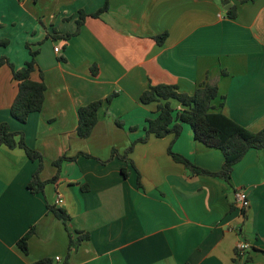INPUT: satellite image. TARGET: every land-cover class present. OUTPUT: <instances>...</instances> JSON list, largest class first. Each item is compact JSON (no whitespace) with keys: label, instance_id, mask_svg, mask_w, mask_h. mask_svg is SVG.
I'll return each instance as SVG.
<instances>
[{"label":"crops","instance_id":"1","mask_svg":"<svg viewBox=\"0 0 264 264\" xmlns=\"http://www.w3.org/2000/svg\"><path fill=\"white\" fill-rule=\"evenodd\" d=\"M105 1L0 0V41H9L0 58L22 68L30 44L39 52L32 78L42 73L47 87L41 112L19 123L10 114L18 84L0 67V124L42 155V181L56 178L31 191L39 163L0 146V264H236L240 241L250 250L238 264H264V150L248 152L226 182L191 175L168 154L172 146L203 169H222L223 154L196 141L189 125L177 140L139 141L157 116L155 104L140 102L150 84L189 94L216 84L229 118L264 128V0H109L77 36L60 38L77 30L81 10L95 13ZM232 5L236 19L227 14ZM164 33L161 44L155 37ZM112 94L92 135L79 138V108ZM61 157L68 159L58 168ZM240 188L251 203L245 215L235 199ZM48 206L70 215L68 229ZM31 228L24 254L18 242ZM69 233L90 237L70 252Z\"/></svg>","mask_w":264,"mask_h":264},{"label":"trees","instance_id":"2","mask_svg":"<svg viewBox=\"0 0 264 264\" xmlns=\"http://www.w3.org/2000/svg\"><path fill=\"white\" fill-rule=\"evenodd\" d=\"M253 1L239 0L242 4ZM228 4L229 1H224L225 6ZM108 9L109 0H106L104 6L95 13L87 14L81 10L77 20V30L72 34H67L60 38L67 41L77 36L87 18H99ZM227 14L230 19H236L238 16L237 7L232 5ZM166 37L167 34L164 33L155 37V39L162 44ZM53 38L57 40L59 36H53ZM8 44V40L0 41V45L2 46H8ZM27 48L30 51L32 59L22 68H16L7 56L0 58V67H9L13 79L18 84V94L10 108V114L13 119L22 124H25L32 114L41 112L47 90L42 73L40 81H35L32 78V74L38 68L36 57L39 52L33 51L30 48V44H27ZM91 74L93 77H98L99 68L97 65H93ZM115 97L116 94H112L105 100H97L79 108L77 127L79 138L88 139L92 135L99 119V111L104 104H111ZM140 102L144 105L155 104L157 116L147 121L145 127L146 137L139 141L146 142L150 137L160 139L169 135H173L174 140H177L183 132L184 125H189L194 132L196 141L210 149L219 150L223 154L224 163L222 169L214 172L203 169L185 156L173 152L172 146H170L168 154L176 163L182 164L191 175L209 176L230 182L234 166L240 163L248 152L252 150H264V128L258 132H253L229 118L223 111L226 97L221 95L216 84L209 82L202 83L197 86L192 94L183 93L174 85L150 84L141 94ZM175 103L179 107H176ZM18 135L19 133L10 130L8 124H0V146L4 145L9 148L19 147L26 152L29 159L39 163L38 170L33 175L29 188L33 192H43L45 185L48 182H53L56 178L46 182L41 180L40 175L44 165L42 155L27 145L23 134L20 133V139L17 140ZM131 150L132 148L125 153L124 158ZM113 154H116V151H113ZM67 159L66 157H61L54 164L60 168L62 163ZM138 185L139 187L141 186V176L139 173ZM48 209L68 229L70 215L61 208L48 206ZM242 214L245 215L244 212ZM33 234L34 229L31 228L18 242V246L24 254L28 253L29 239ZM89 237V234L81 233L75 238L69 233V251L77 249ZM236 253L237 258L235 259V263L238 264L245 257L240 255L239 252ZM246 259V262H248L249 259ZM34 264H53V261L50 258H46Z\"/></svg>","mask_w":264,"mask_h":264},{"label":"built area","instance_id":"3","mask_svg":"<svg viewBox=\"0 0 264 264\" xmlns=\"http://www.w3.org/2000/svg\"><path fill=\"white\" fill-rule=\"evenodd\" d=\"M235 199L242 213L247 212V210L250 208L251 205L247 192L241 188L237 189L235 191ZM63 202H64L63 198L59 197L56 201V204L61 205L63 204ZM236 250L237 252H239L240 255L244 256L245 253H247V251L250 250V245L246 241H240L237 244ZM57 260H59V258H57Z\"/></svg>","mask_w":264,"mask_h":264},{"label":"water","instance_id":"4","mask_svg":"<svg viewBox=\"0 0 264 264\" xmlns=\"http://www.w3.org/2000/svg\"><path fill=\"white\" fill-rule=\"evenodd\" d=\"M227 9H230V6H228Z\"/></svg>","mask_w":264,"mask_h":264}]
</instances>
